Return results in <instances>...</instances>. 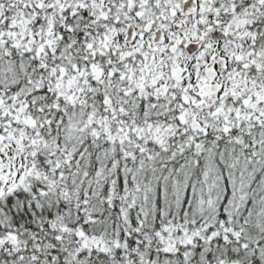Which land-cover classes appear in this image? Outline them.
I'll use <instances>...</instances> for the list:
<instances>
[{
    "label": "snow or ice",
    "instance_id": "6c2138e0",
    "mask_svg": "<svg viewBox=\"0 0 264 264\" xmlns=\"http://www.w3.org/2000/svg\"><path fill=\"white\" fill-rule=\"evenodd\" d=\"M0 264H264V0H0Z\"/></svg>",
    "mask_w": 264,
    "mask_h": 264
}]
</instances>
